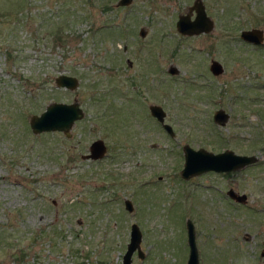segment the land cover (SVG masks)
I'll return each instance as SVG.
<instances>
[{
  "label": "rangeland",
  "instance_id": "1",
  "mask_svg": "<svg viewBox=\"0 0 264 264\" xmlns=\"http://www.w3.org/2000/svg\"><path fill=\"white\" fill-rule=\"evenodd\" d=\"M192 2L0 0V264H121L134 222L144 256L132 264H186L187 218L199 264H264V39L240 38L264 32V0H203L214 27L186 35L175 23ZM59 73L78 86L58 87ZM74 99L85 114L70 136L32 131V114ZM99 137L106 155L83 158ZM185 143L259 160L183 178Z\"/></svg>",
  "mask_w": 264,
  "mask_h": 264
},
{
  "label": "water",
  "instance_id": "2",
  "mask_svg": "<svg viewBox=\"0 0 264 264\" xmlns=\"http://www.w3.org/2000/svg\"><path fill=\"white\" fill-rule=\"evenodd\" d=\"M132 0H118V5H127ZM195 10L194 18L190 15ZM213 21L207 15L205 6L201 0H194L188 7L186 13H180L176 21V27L179 32L186 35H195L202 32H208L213 28ZM140 34L144 35L143 27L140 29ZM240 37L250 43L261 44L264 39L263 29L253 27L249 29H242ZM209 69L213 74H219L223 71L222 63L217 59H212ZM178 71L175 65L169 67L170 73ZM55 83L58 87H66L74 89L78 86L79 79L71 74L59 73L55 76ZM150 111L154 117L162 123L163 127L169 134H173V127L170 123L165 122V110L159 104H151ZM84 109L76 100L72 102L52 101L48 103L45 109L39 114H32L29 118V124L33 132L40 133L44 131H62L66 136L71 135V127L76 120L84 116ZM228 112L224 109H216L213 113V120L216 123L224 125L228 120ZM184 163L181 168V175L183 178H189L193 175L202 172L214 171H229L239 169L247 164L255 162L258 157L254 154L236 153L231 149H225L220 152H213L203 147L193 148L190 144L183 145ZM107 153V145L103 138L94 139L90 145L89 150L82 154L86 159H100ZM228 194L235 200L246 203V194H239L233 189L228 190ZM125 207L132 211L133 204L131 199H124ZM187 243L189 247L186 264H199L198 247L196 244V229L191 218L186 219ZM142 239V231L137 223H132L130 227V237L127 243L126 251L123 254L121 264H132V254L136 250L140 257H143V251L140 243ZM261 254H264L262 250Z\"/></svg>",
  "mask_w": 264,
  "mask_h": 264
},
{
  "label": "flooded vegetation",
  "instance_id": "3",
  "mask_svg": "<svg viewBox=\"0 0 264 264\" xmlns=\"http://www.w3.org/2000/svg\"><path fill=\"white\" fill-rule=\"evenodd\" d=\"M118 1V0H117ZM194 1V0H193ZM202 2H203V0H201ZM193 3V2H192ZM191 3V4H192ZM190 4V5H191ZM203 4H204V6H205V3L203 2ZM189 5V6H190ZM188 6V7H189ZM187 10H188V8H187ZM187 10L184 12V13H186L187 12ZM205 10H206V6H205ZM206 13H207V10H206ZM180 14V13H179ZM178 14V15H179ZM195 14H196V12H195V10H193L192 11V13H191V15H190V17L191 18H194V16H195ZM207 15L212 19V21H213V24H215V22H214V19L207 13ZM178 18V17H177ZM177 21V20H176ZM176 24V23H175ZM213 27H214V25H213ZM213 29V28H212ZM211 29V30H212ZM210 30V31H211ZM210 31H208V32H210ZM208 32H202V33H208ZM241 38V37H240ZM242 39V38H241ZM243 40V39H242ZM245 41V40H244ZM245 42H247V41H245ZM126 47V46H125ZM213 58H211L210 59V62H211V60H212ZM214 59H216V58H214ZM218 60V59H217ZM128 62H129V65H131V62L128 60ZM172 65V64H171ZM170 65V66H171ZM210 65V64H209ZM169 66V67H170ZM223 66V65H222ZM169 67H168V71H169ZM178 69V68H177ZM223 71H224V67H223ZM222 71V72H223ZM178 72V71H177ZM176 72V73H177ZM221 72V73H222ZM173 74H175V73H173ZM213 74V73H212ZM220 74V73H219ZM214 75H218V74H214ZM75 101H76V99H74ZM73 100V101H74ZM72 102V101H71ZM151 104H154V103H150L149 105H148V108H149V111H150V105ZM156 104H158V103H156ZM159 105H161V104H159ZM162 106V105H161ZM162 108L164 109V107L162 106ZM221 108V107H220ZM217 109H219V108H217ZM223 109V108H222ZM165 110V109H164ZM165 112H166V110H165ZM214 113V112H213ZM150 114L152 115V113H151V111H150ZM166 114L167 113H165V116H164V118H166ZM228 115H229V113H228ZM153 116V115H152ZM154 117V116H153ZM229 118V117H228ZM155 119L158 121V119L155 117ZM165 120V119H164ZM159 122V121H158ZM165 122H166V120H165ZM161 125H162V123L161 122H159ZM168 123V122H167ZM163 126V125H162ZM164 128V127H163ZM165 129V128H164ZM166 130V129H165ZM173 132H174V130H173ZM171 135V134H170ZM172 135H174V133L172 134ZM90 145V144H89ZM204 148V147H203ZM182 149H183V147H182ZM226 149H230V148H226ZM89 150V149H88ZM225 150V149H224ZM232 150V149H231ZM221 151H223V150H221ZM214 152V151H213ZM217 152H220V151H217ZM235 152V151H234ZM184 153V152H183ZM85 154V153H84ZM242 154H246V153H242ZM253 154V153H252ZM255 155V154H254ZM257 156V155H256ZM258 157V156H257ZM258 160H259V158L255 161V162H253V163H250V164H247V165H245V166H243V167H241V168H239V169H236V170H229V171H214V170H210L209 172H216V173H219V174H221V175H225L226 174V176H229V174L231 175L234 171H237V170H241V169H245L246 167H248V166H254V165H256L257 163H258ZM230 177V176H229ZM229 189H233L235 192H237V193H239V194H242V193H244V194H246L245 192H240V191H238V190H235L233 187H228V189L226 190V194L228 195V197L230 198V199H232L233 201H235V202H237V203H241V202H239V201H237V200H235L234 198H232L229 194H228V190ZM246 200H247V194H246ZM246 203H247V201H246ZM246 203H241V204H246Z\"/></svg>",
  "mask_w": 264,
  "mask_h": 264
}]
</instances>
